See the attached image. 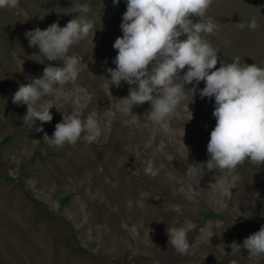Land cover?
<instances>
[{"label": "rangeland", "instance_id": "rangeland-1", "mask_svg": "<svg viewBox=\"0 0 264 264\" xmlns=\"http://www.w3.org/2000/svg\"><path fill=\"white\" fill-rule=\"evenodd\" d=\"M77 2L85 0H18L14 9L0 8V264H264V255L249 258L247 249L231 248L264 225V164L240 163L231 196L219 194L215 177L224 170L205 164L214 97L187 93L166 127L148 120L149 102L134 105L132 115L116 109L134 86L112 84L107 71L115 67L125 0H86L96 27L68 53L82 68L64 86L61 111L79 108L82 119L95 113L101 137L53 146L44 134L63 119L55 106L43 131H36L39 120L32 127L23 121L27 106L12 100L19 84L61 63L29 46L25 32L57 21L64 26L78 15ZM205 15L218 26L202 34L218 53L217 68L237 57L264 67V0H212ZM253 17L255 29L247 26ZM149 161L155 175L144 171ZM210 212L220 217L206 218ZM60 217L72 223L78 244ZM172 226L186 228L187 253L169 244Z\"/></svg>", "mask_w": 264, "mask_h": 264}, {"label": "clouds", "instance_id": "clouds-1", "mask_svg": "<svg viewBox=\"0 0 264 264\" xmlns=\"http://www.w3.org/2000/svg\"><path fill=\"white\" fill-rule=\"evenodd\" d=\"M119 2L113 0L114 5ZM125 3L120 24L122 35L113 44L118 50L113 59L115 67L107 71L112 84L124 81L134 86L126 97L118 100L116 109L132 115L134 105L149 102L148 120L166 127L187 93L198 90L201 98L214 97L212 115L216 123L210 131L209 159L205 164L208 169L224 170L223 175L215 177L214 184L222 197H230L238 179L233 170L240 163L247 160L253 165L264 164V67L241 63L238 57L232 62L221 61L216 67L218 53L205 38L218 27L205 15L212 0H125ZM17 5L18 0H0V8L14 9ZM90 11L86 0L77 2L72 5V13L78 15L64 26L57 21L44 29L37 26L25 32L29 46L38 47L43 58L61 61L47 64L42 76L20 83L12 96L14 103L27 106L24 122H31L32 127L40 121L36 131H43L44 122L52 121L50 109L55 106L61 111L64 86L78 78L82 66L76 55L68 53L71 46L92 32L94 20L88 15ZM238 24L244 27L243 23ZM247 26L257 28L256 18ZM177 77L181 78L180 82H176ZM201 81L204 87L197 88ZM193 82V88H185ZM101 135V123L95 113L82 119L79 108H73L67 115L63 113L52 135L45 133L44 137L53 146L63 147L81 138L94 142ZM144 171L156 174L151 161ZM174 207L178 210L179 205ZM167 233L169 244L177 252H188L190 244L185 227H168ZM231 248L232 251L247 249L249 258L264 255V225L242 243L234 240Z\"/></svg>", "mask_w": 264, "mask_h": 264}, {"label": "trees", "instance_id": "trees-1", "mask_svg": "<svg viewBox=\"0 0 264 264\" xmlns=\"http://www.w3.org/2000/svg\"><path fill=\"white\" fill-rule=\"evenodd\" d=\"M109 16L111 17V15H109ZM113 18H114V17H113ZM93 20H94V26L96 27V19L94 18ZM68 202H69V197H63V198H61V205L65 206V205L68 204ZM44 207H45V211H46V213H47L50 217H53V215L49 212L48 207H47L46 205H45ZM259 216H260V220L264 223V219H263V216H262V212H260ZM219 217H220V216L217 215V214L214 213V212H210V213H208V214L206 215V218H219ZM60 219L68 225V227L70 228V231H71L72 238H73L74 241L78 244L79 241H78L77 236H76L75 233H74V226L72 225V223H71L69 220H67L65 217H60Z\"/></svg>", "mask_w": 264, "mask_h": 264}]
</instances>
